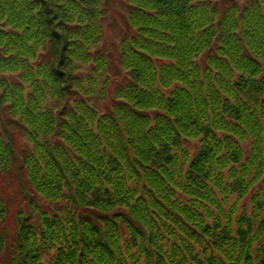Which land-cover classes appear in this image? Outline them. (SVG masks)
Returning <instances> with one entry per match:
<instances>
[{"label": "trees", "instance_id": "obj_1", "mask_svg": "<svg viewBox=\"0 0 264 264\" xmlns=\"http://www.w3.org/2000/svg\"><path fill=\"white\" fill-rule=\"evenodd\" d=\"M108 3L0 0V173L34 208L12 264H264V193L246 204L264 185V0H128L129 83L103 111Z\"/></svg>", "mask_w": 264, "mask_h": 264}, {"label": "rangeland", "instance_id": "obj_2", "mask_svg": "<svg viewBox=\"0 0 264 264\" xmlns=\"http://www.w3.org/2000/svg\"><path fill=\"white\" fill-rule=\"evenodd\" d=\"M236 1L244 5L249 2V0ZM107 6L108 7L105 9L104 33L100 44L95 50V52H98L99 56L105 55L107 58H109V56L111 58L110 66L107 71L108 83L105 86L106 80L101 82V86L104 88L106 87V95L99 96L96 100L97 107L103 111L110 108L115 90L129 83V76L122 70L118 62L120 41L129 30L127 25L129 3L128 0H109ZM90 70L91 67L87 68V72ZM19 145L21 148L25 147L26 149L30 147V144L25 139L22 140ZM198 147L199 145L197 142L189 144V148L192 150ZM23 189L30 192L24 194ZM261 192L264 193V185H260L256 188L254 193L247 199L246 204L249 205V208H252V197ZM0 193L4 196L10 207V214L7 218L0 220V264H12L11 247L15 243L16 214H18L20 210L28 215L34 213V208L31 205V201H29L28 195L31 193V189L26 177L18 170H14L11 174L0 173ZM35 199L36 205L40 210H54L55 206L47 204L44 199Z\"/></svg>", "mask_w": 264, "mask_h": 264}]
</instances>
